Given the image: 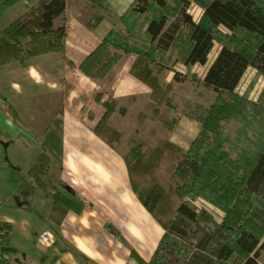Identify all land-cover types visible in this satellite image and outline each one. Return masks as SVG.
I'll list each match as a JSON object with an SVG mask.
<instances>
[{"label": "trees", "instance_id": "16d2710c", "mask_svg": "<svg viewBox=\"0 0 264 264\" xmlns=\"http://www.w3.org/2000/svg\"><path fill=\"white\" fill-rule=\"evenodd\" d=\"M193 1L203 8L198 21L189 11ZM65 11L66 0H40L0 30V65L65 51V23L55 26ZM100 19L96 15L88 26L94 27ZM120 22L80 68L92 78L111 81L115 66L136 53L131 72L152 88L158 106H170L171 85L161 84L157 70L166 55L175 49L178 59L173 65L177 61L188 67L204 65L216 41L221 43L203 79L215 91V101L210 106L189 103L186 112L201 123L190 148L184 151L167 138H159L150 147L133 142L125 156L133 189L166 229L151 260L138 259V264H260L264 257V88L256 100L237 88L249 67L264 75V0H134ZM143 27L150 41L147 47L132 42ZM180 75L175 71L176 81ZM105 106L96 131L114 145L122 133L108 120L118 100L105 101ZM153 113L167 129L175 127L177 120L163 116L158 107ZM11 114L16 117L14 109ZM228 122L236 125L233 136L225 131ZM61 127V119L56 118L47 130V152H40L20 184L24 195L45 185L42 176L50 170V153L62 154ZM166 158L176 161L173 171L178 178L168 188L156 172ZM59 186L53 194L52 213L57 221L69 209L80 213L87 206L71 186L63 181ZM175 196L201 197L225 216L218 222L189 199L177 203ZM0 225L4 227L0 244H9L12 225Z\"/></svg>", "mask_w": 264, "mask_h": 264}, {"label": "crops", "instance_id": "0c3cea01", "mask_svg": "<svg viewBox=\"0 0 264 264\" xmlns=\"http://www.w3.org/2000/svg\"><path fill=\"white\" fill-rule=\"evenodd\" d=\"M39 1H13L8 7V10L16 9L12 21ZM133 2L66 0L64 19L55 20V26L63 23L66 26L65 51L25 56L23 62L0 65V132L9 136L10 141L22 136L36 150L44 147L47 130L60 118L63 145L61 155L50 153V170L42 176L45 185L36 186L31 195H24L20 184L42 150H34L28 168L24 171L21 168L17 171L19 174L12 175L11 187L6 183L4 188L0 186V222L12 225L10 243L0 244V264H138V259L150 261L158 248L166 229L133 189L125 156L130 142L137 140V136L147 138L155 133V129L149 130L150 125L154 127L161 118L153 110L158 107L164 116L163 106H169H158L152 98V88L131 72L136 53L126 55L115 66L111 81L92 78L80 68L103 39L120 27V17ZM96 15L101 19L94 27H89L88 22ZM145 29L138 32L144 35L143 45L147 47L150 41ZM220 49L221 46L210 60L211 52L204 65L188 67L180 61L174 65L161 62L157 70L161 84L171 85L169 103L178 84L175 71H179L180 76L188 75L187 79L190 76V79L203 81ZM200 68H204L202 75ZM249 70L250 67L246 72ZM186 96L191 98L192 92ZM112 99L118 100V107L108 123L122 133L114 145L96 131L106 111L105 101ZM10 107L22 124H17L16 117L11 116ZM50 107L52 118L38 124L39 117L50 112L46 111ZM175 119V127L156 135L155 143L159 138H167L186 151L200 134L201 123L186 112ZM150 146L153 144H145V147ZM60 181L75 189L87 206L80 213L69 209L57 221V215L52 213L53 194L61 188ZM204 201L219 214L215 219L222 221L224 211ZM3 228L0 225V235ZM48 232L54 236L52 245L42 240Z\"/></svg>", "mask_w": 264, "mask_h": 264}, {"label": "rangeland", "instance_id": "374dc122", "mask_svg": "<svg viewBox=\"0 0 264 264\" xmlns=\"http://www.w3.org/2000/svg\"><path fill=\"white\" fill-rule=\"evenodd\" d=\"M13 1L17 2L19 1L20 3L23 2V0H0V30H3L5 27H7L10 22L15 18L16 15V9L11 8V10H8L13 3ZM190 13L193 15L194 19L198 21L201 17L203 8L197 4L195 1L192 2V5L190 6ZM221 29L224 32L230 33L231 32L224 28L221 27ZM134 42H137L141 45L145 44L146 40L144 38V35L141 32H137V36L133 39ZM221 46V43L216 41L214 49L212 50V54L210 56V60L214 57L215 52L217 49ZM177 50V49H176ZM178 59V54L174 50H171L168 54V57L165 58V63L164 65H172L175 60ZM204 71V68H200L199 73L202 75ZM184 75V74H182ZM187 76H181L177 84V89L175 90L173 94V98L170 101V106L164 107L163 106V112L164 116L169 117H175L180 116L181 112H187L189 110V103H197V104H202L205 106H210L216 98V93L212 88L207 87L204 85L203 81L199 78H194V79H187ZM187 79V80H186ZM194 88H192V87ZM196 88V90H195ZM264 88V75L257 73L256 69L253 67H250V70L246 72L244 78L242 79L241 83L239 84L238 91L240 93L248 92L249 96H251L253 99H257L259 94ZM192 92V97L188 98L186 96V93ZM52 108L47 109L46 115L40 116L39 117V123L41 125L46 123L49 118H52ZM54 110V109H53ZM12 112V109L9 110ZM49 113V115H48ZM157 120V119H156ZM15 121L17 124H22L21 120L17 116ZM37 124V125H38ZM153 124L150 125L149 130L155 129V133L152 132L151 136L146 137H141L137 136V140L135 139L134 141L130 142H142L147 144H153L155 145V138L157 137L156 135H160L161 133L165 134L166 132V125L163 124L162 120H157L156 124H154V127H151ZM224 128L227 134L229 135H234L236 125L234 122H228L224 124ZM141 138L145 140H141ZM11 138L9 136H5L3 133L0 132V175L1 180H0V186L4 188V184L8 187H11V178L12 175L19 174L17 172L19 169L23 168V171L28 168L30 165V161L33 159V153L35 151H45L47 152V149L43 148H37L32 149L31 145H29V140L24 139L22 136L18 139L10 141ZM14 143L12 144L11 142ZM157 142V141H156ZM32 143V141H31ZM25 146V147H24ZM27 149V151L25 150ZM35 150V151H34ZM30 153V154H29ZM233 155L235 156V152H233ZM176 165L175 160H171L169 158H166L161 165L157 169V175L160 178L161 183L168 188L169 186H175V184L178 182V178L174 174V167ZM32 166V165H31ZM58 169V166L56 167ZM175 201L177 203H180L183 200H191L193 203V206L196 207L199 211L202 209H206L208 212L212 214V216L216 219L219 218V214L215 212L214 210H211L210 206H208L207 203L203 200L201 197H196V198H190V197H185L184 199L175 196ZM31 200L28 199L27 202H30ZM15 203L17 204V200L15 198ZM31 203V202H30ZM204 224V222H203ZM261 264H264V257H263V262Z\"/></svg>", "mask_w": 264, "mask_h": 264}, {"label": "built area", "instance_id": "2783aa9c", "mask_svg": "<svg viewBox=\"0 0 264 264\" xmlns=\"http://www.w3.org/2000/svg\"><path fill=\"white\" fill-rule=\"evenodd\" d=\"M43 242L47 245H52L54 243V236L52 235V233H46V236L43 237ZM1 259V257H0Z\"/></svg>", "mask_w": 264, "mask_h": 264}]
</instances>
